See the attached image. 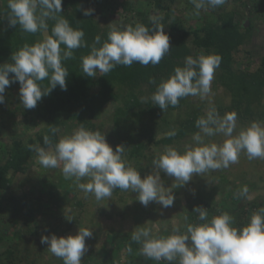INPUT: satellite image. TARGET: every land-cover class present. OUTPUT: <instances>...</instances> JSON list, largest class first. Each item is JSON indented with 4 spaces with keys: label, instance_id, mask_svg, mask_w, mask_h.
<instances>
[{
    "label": "clouds",
    "instance_id": "9594fccd",
    "mask_svg": "<svg viewBox=\"0 0 264 264\" xmlns=\"http://www.w3.org/2000/svg\"><path fill=\"white\" fill-rule=\"evenodd\" d=\"M190 2L198 14L201 9L217 8L227 0ZM7 7L10 10L9 26L15 28L19 25L26 33L47 32V21H55L51 35L32 45L24 44L11 54V63L0 64V104L5 102L6 89L18 83V96L24 109H34L57 86L62 91L67 90L69 71L63 61L73 58V50L89 46L84 40V31L74 29L67 19L58 15L62 13V0H8ZM82 12L84 16H90L95 9L85 8ZM162 20L160 16L150 17L154 28L141 23L112 26L102 43L96 36L89 54L81 57L82 73L87 77H95L98 72L104 76L117 66L159 64L170 51V37L164 31ZM221 59L218 54L185 57L184 66L176 67L172 75L157 85L151 96L153 105L163 111L178 105L183 97H208ZM45 79L48 87L42 88L41 82ZM149 82L155 83L154 80ZM237 121V112L220 116L215 107H211L195 122L200 131L193 134L194 146L183 153L167 148L153 160V165L160 171L143 177L126 163L124 145H116L114 150L104 132L89 130L83 125L54 144L45 134L43 143L47 147H28L36 152L42 167L62 165L64 178L73 180L85 197L91 194L97 201L109 199L113 190L119 188L137 194V200L144 207L157 203L166 209L173 206L176 197L169 187L164 186L161 172L178 181V188L188 184L194 175L205 176L210 170L228 168L237 163L242 152L249 159H264V122L252 121L234 134ZM56 131L55 128L49 129L51 133ZM218 134L225 137L222 143L206 141V138ZM167 135L171 137L176 132L173 130ZM85 178L87 182H81ZM247 194V186H242L239 196L246 198ZM192 211L198 213V220L202 223L187 224L184 233L174 228L170 235L163 236L156 234L158 229L154 232L151 227L137 226L130 239L141 246L140 251L147 258L165 260L169 264L173 261L178 264H264V207L252 213L248 222L240 227L235 226L234 217L228 212L209 219L206 207L196 206ZM184 220L187 222L188 217L185 216ZM92 236L93 231L85 227L79 228L75 235H43L40 243L46 244L63 264H81V258L88 250L86 239Z\"/></svg>",
    "mask_w": 264,
    "mask_h": 264
},
{
    "label": "rangeland",
    "instance_id": "374dc122",
    "mask_svg": "<svg viewBox=\"0 0 264 264\" xmlns=\"http://www.w3.org/2000/svg\"><path fill=\"white\" fill-rule=\"evenodd\" d=\"M88 1L87 8L95 9L91 15L101 27H112L125 23L119 2H131L135 9H148L151 6L148 5L147 0ZM184 1L175 0L173 5L178 9L181 8L179 13L176 12L180 20L175 23L171 20L163 23L166 32L177 34L190 31L202 23L204 20L202 14L210 12L209 8H205L203 11L199 10L197 14V10L189 8ZM251 1L253 4L249 3L247 6L244 0L237 2L227 0L224 5L215 8L216 13L233 12L235 21L240 22L244 28L248 25L251 27L250 38L233 55L232 65L236 70H254L264 54V0ZM161 14L159 10H153L151 13L152 16ZM133 15L132 13L130 18ZM46 36L47 34L43 32L40 39L43 41ZM190 39L189 34L187 42ZM196 53L197 56L204 54L199 50H196ZM142 91L141 97L146 98L149 93L146 89ZM119 93H125L123 87L120 88ZM121 102L120 98H117L105 104L100 118L102 133L104 132L107 142L114 150L116 145L126 147L123 154L126 163L136 168L143 177L146 174H156L160 171L153 165V160L157 159L167 148L172 147L183 153L194 146L193 134L200 130L169 144L155 141L168 136V132L175 130L178 127V121L184 118L191 108L198 107L201 115L205 116L211 107H215L220 116H223L228 112L226 107L230 103V97L222 86L212 81L211 93L206 98L189 96L187 104L180 109L157 113L160 115H153L148 120L145 119L142 124L130 122L129 126L122 127V124L114 129L113 111ZM260 105L261 107H254L257 115H261L264 110V93ZM257 115L251 119L264 122V116ZM250 122L252 121H241L238 118L234 134L247 127ZM18 127L21 138L26 139L28 135L33 136V132L39 126L27 128L21 124V128ZM113 129L118 130L117 133L113 134ZM74 130L68 125L60 126L59 138L70 135ZM224 139L222 134H218L206 138V141L210 140L219 144ZM136 142H140L143 146L141 154L130 157L131 147ZM61 168L62 165L54 168V174H49V168L42 167L35 154L26 172L13 175L10 173L11 188L0 192L2 203L0 204V236L2 237L0 253L10 250L11 253L17 252L22 255L23 258L17 257L14 264H63L62 259L54 256L46 244L40 243L41 236L75 235L79 228L85 227L93 231V236L86 239L88 250L81 258V264H100L107 257L111 259V263H117L121 258H118L120 254L111 239L110 233L112 232L131 233L135 227L145 226L153 228L154 232L158 229L156 234L163 236L170 235L174 228H179L180 232L184 233L186 232L184 217L189 213L193 204L195 205L200 200H208L218 205L222 213L227 212L234 203L235 195L245 185L248 188V194L246 198L241 199V203H246L251 199L264 200V159H249L243 152L238 162L228 168L210 170L205 176L194 175L188 184L178 188H176L178 181L161 172L164 186L169 187L176 197L173 206L166 209L157 203H150L144 207L137 200V194L119 188L113 190L109 199L97 201L90 194L85 198L81 190L75 189L70 192L76 184L73 180L64 178ZM62 191H68V194H63ZM77 198L84 199L85 203L78 206L75 203ZM66 219L72 221L69 222ZM140 248L139 245V253H141ZM127 255L133 257L138 254L132 252ZM9 262L5 264H10ZM157 262L164 263V260Z\"/></svg>",
    "mask_w": 264,
    "mask_h": 264
},
{
    "label": "trees",
    "instance_id": "16d2710c",
    "mask_svg": "<svg viewBox=\"0 0 264 264\" xmlns=\"http://www.w3.org/2000/svg\"><path fill=\"white\" fill-rule=\"evenodd\" d=\"M234 1L237 2L238 0ZM244 1L247 6L249 3L253 4L251 0ZM88 2V0H62V13L58 14L67 19L74 29L79 28L84 31V40L89 46L73 50V58L63 61L64 66L69 71L66 78L67 90L62 91L57 86L49 95L42 98L36 108L24 109L18 96L19 84L13 83L6 89L5 102L0 104V192L11 188L10 173L12 175L16 173L23 174L28 169L33 156L36 154L35 151L29 149L28 145L47 147L43 143L45 134L51 137L54 144L59 139L60 126L68 125L72 129H77L83 125L86 129L102 132L100 118L105 104L109 101L117 98L122 101L113 111L114 129L122 124V127L129 126L130 122L142 124L145 119L148 120L149 117L156 116L157 113L180 109L183 105H186L189 96L181 98L175 107L169 106L162 111L157 105H153L151 96L156 91L157 85L172 75L176 67L184 66L185 57H198L196 50L203 52L205 55L218 54L221 56V63L215 71L213 82L222 86L228 92L230 97V103L226 107L228 112H237L241 121H254L251 119L257 115L254 107H261V98L264 93V54L261 56L257 67L252 71L233 68L234 53L251 35L250 25L244 28L240 22L234 20L233 12L216 13L215 8H209V14H202L204 16L202 23L190 31L175 34L164 30L170 37V51L155 66L151 64L143 66L139 63H133L131 67L117 66L104 76L99 73L95 77H87L82 73L81 57L89 54L90 46L96 36L101 38L102 43L106 40L107 33L111 29L110 26L101 27L92 15H83L82 9L87 8ZM147 2L148 5H151L148 9H135L134 4L131 2H119L125 23L117 26L127 24L134 26L141 23L154 28L155 26L150 22L153 10L162 12L160 15V17H163L161 23H166L169 20L175 23L180 20L176 16V12L179 13L181 8L178 9L173 5L175 0H147ZM7 3L8 0L0 2V64L11 63V54L18 51L24 44L32 45L42 41L40 38L44 32L26 33L21 30L19 25L15 28L10 27L8 24L10 10ZM184 4H187L189 8H194L190 0H185ZM203 10L205 9H201V11ZM132 13L134 15L130 18ZM47 24L48 30L45 33L51 35V29L55 21L49 19ZM189 34L191 39L187 42ZM99 46L97 45V47ZM61 47L64 46L61 45ZM150 80H154L155 83H150ZM41 87H48L47 79L41 82ZM121 87L124 88V94L119 93ZM143 89H146L149 93L146 98L141 97ZM262 111H260L262 114L257 116H264V110ZM202 116L198 107L191 108L187 115L178 121V127L175 129L176 135L164 136L155 142L169 144L189 133L196 132L198 128L195 122ZM21 124L27 126V128L39 127L33 132V136L28 135L26 139H23L18 133V126L21 128ZM50 128H55L57 131L51 133L49 132ZM114 129L113 134L118 131ZM142 148L140 142L134 143L131 147L130 157L140 155ZM54 172V168H49V174H54ZM81 182H87V179L85 178ZM33 186H36L35 183H33ZM75 189L80 190L76 186L70 192ZM62 193L68 194V191H62ZM90 195L88 194L87 197ZM242 198L238 192L233 200V205L227 210L234 217L235 226L237 227L245 225L252 213L264 207V200L251 199L246 203H241ZM75 203L82 206L85 201L82 198H77ZM0 204H2L1 200ZM196 206L206 207L209 219L222 213L218 205L208 200H200L192 205L191 210L186 215L188 220L185 221V225L202 223L198 220V213L192 211ZM232 209L234 210L232 211ZM110 236L117 252L120 254H117L118 258L121 259L117 263H111V259L107 257L100 264H169L165 260L164 263H158L156 260L149 259L139 253V245L133 243L130 239L131 233L112 232ZM1 241L2 237L0 236ZM129 246H131V251H129ZM132 252L138 255L133 257L127 255ZM17 257L23 258L17 252L11 253L10 250H7L0 253V264H5L8 261H10V264H14V261L18 259ZM172 264H178V261H173Z\"/></svg>",
    "mask_w": 264,
    "mask_h": 264
}]
</instances>
